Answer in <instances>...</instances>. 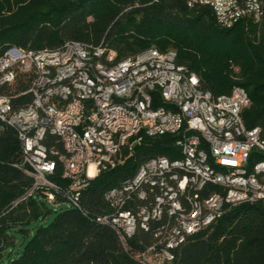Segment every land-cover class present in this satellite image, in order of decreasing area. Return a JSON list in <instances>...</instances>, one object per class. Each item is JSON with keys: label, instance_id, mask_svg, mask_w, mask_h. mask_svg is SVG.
<instances>
[{"label": "built area", "instance_id": "2783aa9c", "mask_svg": "<svg viewBox=\"0 0 264 264\" xmlns=\"http://www.w3.org/2000/svg\"><path fill=\"white\" fill-rule=\"evenodd\" d=\"M196 2H215L223 28L244 19L238 7L253 11L252 21L262 16L261 0H188V5ZM18 75L27 82L21 94L31 99L15 107L0 93V130H16L18 166L33 177L28 194L41 189L49 203L60 192L81 209L80 191L100 172L122 164L144 137L176 136L180 156L145 159L141 175L128 178L129 187L105 192L110 210L97 218L114 229L124 248L138 230L150 232L152 242L137 253L145 264H176L174 251L188 236L234 206L264 205V164L250 178L232 180L254 151H264L261 129L246 128L238 112L240 99H246L242 87L212 96L177 62L174 50L149 47L115 61L113 51L75 40L56 49L10 47L0 55V85L14 83ZM48 134L59 140L62 153L45 143ZM181 156H190L185 172L173 168ZM56 158L69 181L65 188L50 178ZM211 162L226 166L227 176L212 173ZM253 189L261 190V198L253 197ZM197 196H204V208H197Z\"/></svg>", "mask_w": 264, "mask_h": 264}, {"label": "trees", "instance_id": "16d2710c", "mask_svg": "<svg viewBox=\"0 0 264 264\" xmlns=\"http://www.w3.org/2000/svg\"><path fill=\"white\" fill-rule=\"evenodd\" d=\"M258 21L244 18L230 28L216 22L206 5L188 0H0V55L10 47L26 50L56 49L75 40L101 45L124 60L149 47L174 50L178 63L194 72L203 90L212 96L229 94L241 86L250 104L242 110L246 128L259 127L264 137V0ZM26 77L0 85L15 107L27 105L21 94ZM175 135L144 137L122 164L105 170L80 191L81 209L70 205L62 193L46 201L34 189L30 173L19 167L20 141L16 130H0V261L2 264H145L138 257L153 240L138 230L124 248L114 229L97 221L110 208L105 192L132 177L152 156L177 158ZM45 143L62 153L54 135ZM253 152L249 165L263 161ZM63 162L56 158L50 178L65 188ZM66 203L67 206H63ZM54 204L56 214L47 224H30L47 216ZM33 229L20 253L16 232ZM176 264H264V205L243 203L230 208L209 227L187 237L175 251Z\"/></svg>", "mask_w": 264, "mask_h": 264}, {"label": "bare ground", "instance_id": "6f19581e", "mask_svg": "<svg viewBox=\"0 0 264 264\" xmlns=\"http://www.w3.org/2000/svg\"><path fill=\"white\" fill-rule=\"evenodd\" d=\"M196 4L209 6L213 10L216 16L215 17L216 20L218 19V11L216 9L215 2H196ZM238 14H244V18L246 17V18L254 19V12L245 11V7H238ZM151 63H158V56H151ZM242 92H243V96L246 99H240V104H238V112H242V110L247 106V100H249L248 94L244 88H242ZM260 153L264 154V151ZM157 157H165V156H157ZM185 164H190V156H181V161H173V168L178 169V172H185ZM260 164H264V160L255 163L253 166L249 165V160H248L244 166H241L240 168L233 171L232 180L242 181L246 178H250L251 174H253L255 170L260 168ZM144 165H145V161H143L139 165L133 176L141 175V171L144 169ZM209 170L216 175L227 176V167L222 166L219 162L209 163ZM129 186H130V179H127L117 187H129ZM253 197L261 198V190L253 189ZM197 208H204V196H197Z\"/></svg>", "mask_w": 264, "mask_h": 264}, {"label": "rangeland", "instance_id": "374dc122", "mask_svg": "<svg viewBox=\"0 0 264 264\" xmlns=\"http://www.w3.org/2000/svg\"><path fill=\"white\" fill-rule=\"evenodd\" d=\"M63 206H67V204L63 203ZM49 208L52 209V211H50L47 214V216L36 219L34 222H32L30 224V227L33 228L35 225H38V224H43V225L49 224L53 220V218L56 214L57 207L54 204H49ZM32 231H33V229H30L26 232H22V231L16 232V241L18 242V245L11 250L12 251L11 253L13 256H16L20 253V251L22 249V245L25 242V239L31 235ZM2 263L3 262L0 261V264H2Z\"/></svg>", "mask_w": 264, "mask_h": 264}]
</instances>
